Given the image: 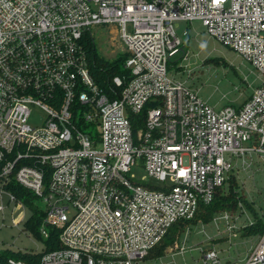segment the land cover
<instances>
[{
  "label": "built area",
  "instance_id": "obj_1",
  "mask_svg": "<svg viewBox=\"0 0 264 264\" xmlns=\"http://www.w3.org/2000/svg\"><path fill=\"white\" fill-rule=\"evenodd\" d=\"M194 20L258 73L239 108L214 110L168 74L188 59L174 25ZM102 25L126 53L109 95L84 47ZM253 157L264 160V0H0V224L27 207L14 188L45 206L43 249L0 250V264L138 263ZM134 166L163 186L134 180ZM48 228L58 246L46 251ZM204 259L220 264L213 250ZM231 264H264V233Z\"/></svg>",
  "mask_w": 264,
  "mask_h": 264
},
{
  "label": "rangeland",
  "instance_id": "obj_2",
  "mask_svg": "<svg viewBox=\"0 0 264 264\" xmlns=\"http://www.w3.org/2000/svg\"><path fill=\"white\" fill-rule=\"evenodd\" d=\"M114 25L94 27L97 52L112 60L122 53L124 47ZM188 31V36L183 31ZM175 34L188 51V59L181 53L171 59L168 74L186 82L208 106L220 110L224 106L239 108L259 83V76L250 63L231 49L212 39L200 21L177 22ZM176 62V69L171 64ZM42 113L32 108L28 118L30 126H38ZM235 176L240 194L251 203L234 210L214 215L207 224H190L178 238V248L165 250L157 259H144L135 264H214L205 260L206 252L213 250L220 264L242 263L248 253L258 244L260 236L243 235V228L256 220L254 213L264 223V160L253 157L248 166H240ZM134 180L155 186H163L149 178L141 166L130 172ZM222 190H227V184ZM34 206L44 212L42 202L34 200ZM13 210V214L11 215ZM31 210L22 205H10L5 220L0 224V250L40 252L43 243L24 227ZM16 225V226H15Z\"/></svg>",
  "mask_w": 264,
  "mask_h": 264
},
{
  "label": "trees",
  "instance_id": "obj_3",
  "mask_svg": "<svg viewBox=\"0 0 264 264\" xmlns=\"http://www.w3.org/2000/svg\"><path fill=\"white\" fill-rule=\"evenodd\" d=\"M84 47L87 56L88 70L91 78L102 92L109 95L110 90L113 87L112 79L115 76L122 77L126 75V71L123 68V64L126 59V53L124 52L112 60L103 58L97 52V47L94 39L88 37L84 40ZM172 65H174V67L176 68V62H174ZM142 117V114L132 117V123L135 130H137L141 126L140 124H142ZM226 184L227 190L223 191L222 188L224 186H222L214 191L213 198L210 203H199L198 210L192 219L187 221H179L178 223L174 224L170 228L165 238L154 249L150 251L146 259L155 260L163 256L165 254L166 248L172 245L173 242L180 237L181 233L190 224H195L198 222L207 224L213 220L214 215L230 210L232 211L238 206H242L243 204L251 208L249 206L251 203L246 201V198L245 196L243 197V194H240L235 173L229 174ZM14 191L18 196L24 199V203L27 205L29 210H31L30 217L24 223L25 228L39 239V228L44 217V212L37 209L34 205L32 207V196L30 195V193L20 188H14ZM254 217L256 219L254 223L249 224L243 228V235L260 236L264 233V223L262 222L261 218H259L256 213H254ZM48 231L50 233V237L45 242L46 251L57 248L58 246L55 238L56 233L50 228H48ZM3 255L6 256L8 254L5 253Z\"/></svg>",
  "mask_w": 264,
  "mask_h": 264
}]
</instances>
